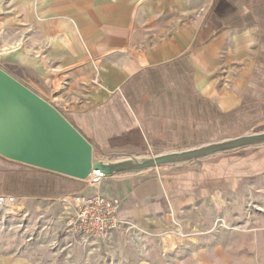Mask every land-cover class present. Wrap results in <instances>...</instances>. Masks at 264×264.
Here are the masks:
<instances>
[{"label":"crops","instance_id":"crops-1","mask_svg":"<svg viewBox=\"0 0 264 264\" xmlns=\"http://www.w3.org/2000/svg\"><path fill=\"white\" fill-rule=\"evenodd\" d=\"M0 59L37 75L38 93L61 113L71 107L65 117L105 162L113 153L237 138L264 124V0H0ZM247 165L253 183L264 180V167ZM236 168L215 161L199 173L112 178L106 193L121 199L122 220L174 244L164 241L166 259L141 264H264V222L255 218L230 240L202 239L188 254L163 231L167 211L216 212L241 182ZM79 192L0 157V193L52 200Z\"/></svg>","mask_w":264,"mask_h":264},{"label":"rangeland","instance_id":"rangeland-1","mask_svg":"<svg viewBox=\"0 0 264 264\" xmlns=\"http://www.w3.org/2000/svg\"><path fill=\"white\" fill-rule=\"evenodd\" d=\"M5 61L0 59L1 64ZM1 68L29 88L32 86L34 89H31L36 93L41 92L37 75L23 73L22 69L16 70L5 66ZM54 87L53 85L55 90ZM62 108L65 109L63 112L67 113L71 107ZM64 113L62 114L64 115ZM261 130H264V124L254 129L252 133L242 136L258 133ZM193 148L198 147H187L179 151ZM161 154L165 153H160L156 148L150 147L146 152L135 155L127 152L109 154L105 160L106 162H115L127 158L155 157ZM98 156L101 155L99 153L94 154L96 160H98ZM249 160L262 170L264 167V146L240 149L235 153L233 151L180 166L160 167L148 174V176H152L158 173L162 175L179 172L188 173L190 169L199 173L198 171L202 170V165L205 162L217 161L218 163L237 164L236 169L240 174L241 182L237 189L232 191V197L227 194L222 199L216 208V212L206 207V213L203 212L202 215L199 212V207H193L191 211L195 214H188V217H173L172 213L168 211L164 215L162 219L163 231L166 227V230L170 232L169 234L173 233L179 239L181 247H184L182 253H190L192 251L191 244L197 245L202 239L209 242L215 239L230 240L231 237H234L231 236V233L240 229L253 218L264 222V180L260 179L253 183L248 178L250 167L247 163ZM46 173L77 184V187L85 194H107L106 190L113 181L112 178H109L100 187L87 188L83 181ZM4 195L15 198L11 205L15 207L14 209L22 208L23 210L17 214H13L9 210L0 211V264H141L149 263L155 259H166L168 252L164 248V241L170 243L169 249L174 247L173 242L169 239L164 240L167 233H163L164 238L159 240L156 234H145L136 228L134 222H131L126 223L122 230L114 234L109 241L97 242L93 247L88 248L73 242L65 233L66 224L63 218L65 208L60 203V199L67 194L52 200L24 199L8 194ZM144 231L150 232L149 230Z\"/></svg>","mask_w":264,"mask_h":264},{"label":"water","instance_id":"water-1","mask_svg":"<svg viewBox=\"0 0 264 264\" xmlns=\"http://www.w3.org/2000/svg\"><path fill=\"white\" fill-rule=\"evenodd\" d=\"M262 146L264 132L155 157L95 161L91 143L56 107L0 67V157L15 163L84 181L93 169L109 179Z\"/></svg>","mask_w":264,"mask_h":264},{"label":"built area","instance_id":"built-area-1","mask_svg":"<svg viewBox=\"0 0 264 264\" xmlns=\"http://www.w3.org/2000/svg\"><path fill=\"white\" fill-rule=\"evenodd\" d=\"M95 161L100 160L95 159ZM106 179L102 171L93 169L83 182L87 188H97ZM14 199L0 194V211H8ZM60 203L65 208L63 218L66 235L73 242L88 248L93 247L97 242L109 241L126 224L121 218V201L112 195L73 193L64 195Z\"/></svg>","mask_w":264,"mask_h":264},{"label":"bare ground","instance_id":"bare-ground-1","mask_svg":"<svg viewBox=\"0 0 264 264\" xmlns=\"http://www.w3.org/2000/svg\"><path fill=\"white\" fill-rule=\"evenodd\" d=\"M14 208H15V207L11 206L10 209H9V211H10V212H13V214H14V213L17 214L18 212H21V211L23 210L22 208H20V209H14Z\"/></svg>","mask_w":264,"mask_h":264}]
</instances>
